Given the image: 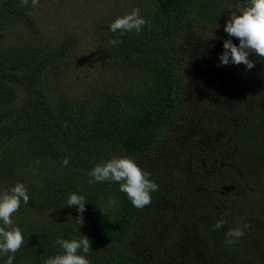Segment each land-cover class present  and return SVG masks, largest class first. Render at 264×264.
Instances as JSON below:
<instances>
[{"label":"trees","instance_id":"obj_1","mask_svg":"<svg viewBox=\"0 0 264 264\" xmlns=\"http://www.w3.org/2000/svg\"><path fill=\"white\" fill-rule=\"evenodd\" d=\"M99 1L111 13L96 19V60L111 77L78 92L66 82L82 27L51 38L35 16L51 0H0V194L22 183L30 198L11 217L24 236L13 264H44L64 252L57 237L84 236L90 264H264V59L219 60L225 40L239 45L224 31L231 12L250 0ZM136 8L142 29L113 33ZM193 78L215 89L211 104L189 98ZM113 157L150 173L149 205L133 206L120 182L89 183ZM72 193L87 200L82 224ZM235 228L244 235H226Z\"/></svg>","mask_w":264,"mask_h":264},{"label":"clouds","instance_id":"obj_2","mask_svg":"<svg viewBox=\"0 0 264 264\" xmlns=\"http://www.w3.org/2000/svg\"><path fill=\"white\" fill-rule=\"evenodd\" d=\"M21 4L27 7L29 0H21ZM33 7L39 4V0H31ZM140 9H134L130 14L117 18L110 25L113 33L120 30L121 32H131L133 30L139 32L146 24L145 19L140 16ZM237 15L236 11L231 12L224 31L231 37L239 40V45L233 43L231 39L225 40L223 43L224 51L220 55L221 65H246L247 69L255 66V62L250 59V53H255L261 59H264V0H250V5L241 7ZM110 43L115 46L123 43L122 40L112 39ZM63 164L67 166L68 160L65 159ZM89 183L115 181L120 182L119 190L127 194L133 206L141 209L151 203V192L158 190V185L152 181L150 173L142 170L133 159L129 157H113L104 164H97L90 172ZM27 189L22 183H17L11 188L10 192L5 191L0 194V254L7 255L6 264H13L15 253L23 246L24 236L19 227L13 228L12 215L20 209L21 201L27 204L29 201ZM87 200L84 196L72 193L67 201L66 206H77L80 214L77 220L83 223V213ZM110 203L115 201L110 200ZM226 221L220 219L214 225L218 229L224 226ZM227 236L240 238L244 235L241 228L230 229ZM228 240L227 243H232ZM56 244L64 250L62 255H56L47 259L44 264H90L86 255H78V250L84 254L90 252V240L84 236L82 239L66 240L57 237ZM11 253V255H8Z\"/></svg>","mask_w":264,"mask_h":264},{"label":"rangeland","instance_id":"obj_3","mask_svg":"<svg viewBox=\"0 0 264 264\" xmlns=\"http://www.w3.org/2000/svg\"><path fill=\"white\" fill-rule=\"evenodd\" d=\"M51 6L49 4H41L37 7L35 16L40 24L42 31L48 37H53L56 34L60 35V29L66 26L75 30L82 27L79 30L81 34V41L76 52H74L69 60L68 66V78L66 86L71 91H82L83 87L87 85V82L93 78H100L101 75L109 78L111 75L107 70L101 73L99 63L96 58L101 53L102 42H97L95 35L93 34L96 29V19L103 13L110 14L111 5H108V1L90 2L89 0H56ZM221 28L219 32L211 34L209 32L204 33L205 38H218L224 37V33ZM121 74H117L119 78ZM127 78V76H126ZM125 80L122 77L123 81ZM189 98L200 106H207L214 101L215 92L201 81L200 78L190 79Z\"/></svg>","mask_w":264,"mask_h":264}]
</instances>
